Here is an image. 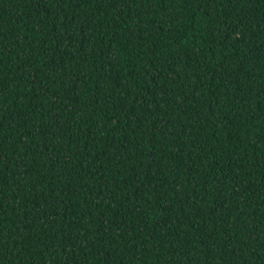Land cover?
Masks as SVG:
<instances>
[{
	"label": "trees",
	"instance_id": "16d2710c",
	"mask_svg": "<svg viewBox=\"0 0 264 264\" xmlns=\"http://www.w3.org/2000/svg\"><path fill=\"white\" fill-rule=\"evenodd\" d=\"M0 264H264V0H0Z\"/></svg>",
	"mask_w": 264,
	"mask_h": 264
}]
</instances>
